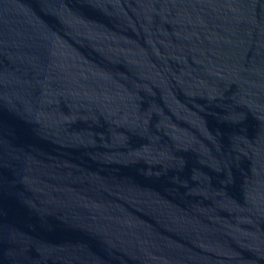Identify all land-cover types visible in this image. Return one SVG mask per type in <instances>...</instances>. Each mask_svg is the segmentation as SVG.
Wrapping results in <instances>:
<instances>
[{
    "label": "water",
    "instance_id": "95a60500",
    "mask_svg": "<svg viewBox=\"0 0 264 264\" xmlns=\"http://www.w3.org/2000/svg\"><path fill=\"white\" fill-rule=\"evenodd\" d=\"M0 264H264V0H0Z\"/></svg>",
    "mask_w": 264,
    "mask_h": 264
}]
</instances>
